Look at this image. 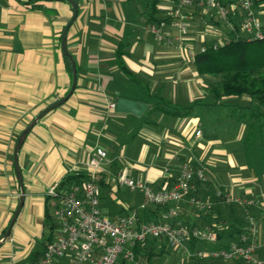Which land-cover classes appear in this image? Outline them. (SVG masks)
I'll use <instances>...</instances> for the list:
<instances>
[{
  "label": "crops",
  "instance_id": "crops-1",
  "mask_svg": "<svg viewBox=\"0 0 264 264\" xmlns=\"http://www.w3.org/2000/svg\"><path fill=\"white\" fill-rule=\"evenodd\" d=\"M27 1L0 0V264L37 263L43 241L59 230L48 191L55 185L67 189L69 177L82 170L88 174L96 147L108 151L98 175L105 181L99 194L106 216L136 210L141 221L156 218L140 192L118 185V175L161 189L188 161L206 167L211 177L193 193L216 204L205 214L228 207L217 188L260 202L249 210L262 221L264 257V101L247 94L213 97L210 79L194 63V18L185 46L177 47L179 30L169 18L176 0H76L72 24L71 0ZM255 8L264 22V0ZM194 16L206 18L199 11ZM162 21L165 40L158 41L148 25ZM69 24L66 46L76 62L77 85L26 136L18 155L25 200L2 240L22 198L19 137L73 84L62 44ZM118 98L146 103V110L141 116L114 110L110 104ZM177 205L181 220L202 223L187 200ZM75 257L55 264H75Z\"/></svg>",
  "mask_w": 264,
  "mask_h": 264
},
{
  "label": "built area",
  "instance_id": "built-area-1",
  "mask_svg": "<svg viewBox=\"0 0 264 264\" xmlns=\"http://www.w3.org/2000/svg\"><path fill=\"white\" fill-rule=\"evenodd\" d=\"M197 11L206 14L203 19L205 28L198 34L200 51L204 52L209 47L217 49L230 41L233 31L231 19L234 17H237L239 22V36L247 39L264 38V24L256 12L253 0H235L227 3L223 0H176L169 12V18L179 30L176 37L177 47L185 46L188 23ZM215 22H220L221 26ZM166 26V22L162 21L151 23L148 29L158 41H163V28ZM221 27L230 33L228 40L224 42L220 38ZM167 40L169 43L174 42L173 38ZM207 42L211 43L205 44ZM116 104L112 102L110 107L116 110ZM196 134L200 135L201 131L197 130ZM107 158L108 151L96 147L92 150L87 164V180L73 185L68 190L61 189L59 185L50 188L48 195L54 217L59 223V231L47 244L36 264H55L57 259L65 258L71 253L76 255L75 264H118L122 257L137 264L133 248L155 238L165 239L169 246L183 251L189 258H220L226 261L242 259L249 264H264V257L259 255V218L249 210V207L259 204V201L217 188L218 197L227 203H237L246 208L247 230L238 241L230 243L227 247L193 250L190 244L194 239L209 243L218 241V230L192 228L179 219L177 204L186 200L199 212L205 213L213 209V200L202 199L193 194L198 188V182L211 181L206 167L183 161L174 181L161 189H154L148 182L135 181L121 172L117 177L118 185L140 192L145 198V204L167 205L168 209L161 213L158 221H141L136 210L111 219L100 208L98 183V175ZM166 171L170 172V168L167 167Z\"/></svg>",
  "mask_w": 264,
  "mask_h": 264
},
{
  "label": "trees",
  "instance_id": "trees-1",
  "mask_svg": "<svg viewBox=\"0 0 264 264\" xmlns=\"http://www.w3.org/2000/svg\"><path fill=\"white\" fill-rule=\"evenodd\" d=\"M223 1L227 3L229 1L235 0ZM253 1L255 6L257 5V2H259V0ZM32 2L33 0H29L25 3L31 4ZM231 22L233 23V31L231 33L232 36L230 41L220 45L217 49L209 47L204 52L199 50L195 53L194 63L196 66V70L200 75L208 77L209 79H211L212 77L217 78V83L213 85L210 90L212 91V94L216 100H221L223 97L242 96L244 94H247L254 98H258L261 101H264V38L247 39L242 36H239V22L237 17L232 18ZM215 24L221 26L220 22H215ZM210 43L211 42H207L205 44ZM65 58L69 72L73 73L74 66L71 57L66 54ZM121 64L122 67L126 71H128L122 61ZM157 108L161 107L158 106ZM88 178V174L84 170H82L79 175H72L67 180L69 183V187H67V190L70 189L73 185L81 183L84 180H87ZM98 183L100 185H104L105 181L99 180ZM197 184L198 186H200L201 182H198ZM219 199H222V201H224L223 198L219 197ZM222 204H225V206L227 205L229 209L227 210V208H219L218 210L215 209L213 213L210 212L207 214L203 212H200L199 214L196 213L195 216H198V218L200 219L203 218L202 223L187 222L182 220L192 228L218 230L219 234L217 242H201L197 239H194L190 244L193 250H197L200 248L217 249L227 247L228 245H230V243L238 241L241 235L246 232V208L237 203H227L226 201L222 202ZM167 209V205L151 204L149 211H152L156 218H147L142 221H158L160 220L161 213ZM214 212H217L218 215L214 216ZM179 219L181 220L180 216ZM57 225L59 228L58 222ZM221 225L226 226L227 228H222ZM54 237V235H49V237H47V239L43 241L44 250L47 244L52 241ZM155 239L163 240L167 243L165 239ZM140 245L141 244H138L133 248L135 254L138 253ZM44 250L41 253L39 259L43 255ZM206 259L226 261L220 258H204L201 260ZM229 261H236L244 264L246 263L242 259H234ZM122 264H125V261H122ZM128 264L134 263L130 262ZM148 264L157 263H155L152 260V257L150 256L148 259Z\"/></svg>",
  "mask_w": 264,
  "mask_h": 264
},
{
  "label": "rangeland",
  "instance_id": "rangeland-1",
  "mask_svg": "<svg viewBox=\"0 0 264 264\" xmlns=\"http://www.w3.org/2000/svg\"><path fill=\"white\" fill-rule=\"evenodd\" d=\"M259 1H262V0H259ZM195 17L196 16H194V20H193L194 25L190 29V34L194 36L195 44L197 42L196 44L197 46L195 48L198 50V48L200 47V41L198 40V36H199L198 34L205 28V25L203 23V19H200V17H196V18ZM220 34H221L220 38L222 42L227 41L228 40L227 36H230V33L224 27L223 28L221 27ZM208 83L210 87H212L213 85L217 83V78L212 77ZM210 92L212 93V91ZM196 132H195V135H196ZM168 166H171V165H168ZM174 179L175 178H173L172 176L171 182H173ZM227 209L229 208L227 207ZM189 211L195 215L196 213L198 214L200 213L192 206H190ZM259 223L261 226L262 225L261 219H259ZM262 245L263 244H261V247H263ZM135 255H136L135 259L136 260L138 259L137 264H148V259L150 256L152 257V260L157 264H213V263H216V264H244V263L236 262V261H221V260H212V259L201 260V259H196V258H191V257L189 258L183 251L174 249L173 247L169 246L168 243H166L163 240H156V239H148L146 242L141 243V245L139 246V251ZM122 261H125V264L130 263V261H128V258L122 257L120 261L118 262V264H122ZM245 264H249V263H245Z\"/></svg>",
  "mask_w": 264,
  "mask_h": 264
},
{
  "label": "water",
  "instance_id": "water-1",
  "mask_svg": "<svg viewBox=\"0 0 264 264\" xmlns=\"http://www.w3.org/2000/svg\"><path fill=\"white\" fill-rule=\"evenodd\" d=\"M71 3L73 5V8H74V16L72 18V20L70 21V24H72L74 22V20L76 19L77 15H78V4H77V1L76 0H71ZM70 24L66 27L64 33H63V38H62V44H63V49L65 51V53L67 55H69L73 61V66H74V72H73V84H72V87L69 91V93L59 99L58 101L52 103L51 105H49L48 107H46L44 110H42L39 115L30 123V125L22 132V134L20 135L19 137V140H18V143H17V146H16V151H15V157H16V163H17V170H18V173H19V181H20V184H21V190H22V198H21V203L18 207V210L16 211L14 217L12 218V221L10 223V226L7 230V233L5 235L4 238H2V240H4L8 235H9V232L12 228V226L14 225L17 217H18V214L20 212V210L22 209V206L24 204V200H25V191H24V186H23V178L21 176V172H20V169H19V164H18V155H19V152H20V149L26 139V136L28 135V133L30 132V130L33 128V126L42 118L44 117L49 111L55 109L56 107L62 105L71 95L72 93L74 92L75 88H76V85H77V79H78V73H77V69H76V62L74 60V58L70 55L68 49H67V46H66V36H67V31H68V28L70 27ZM116 109L117 111L119 112H125V113H132V114H135V115H138V116H141L145 110H146V107H147V104L146 103H143V102H139V101H136V100H131V99H127V98H118L116 100Z\"/></svg>",
  "mask_w": 264,
  "mask_h": 264
}]
</instances>
